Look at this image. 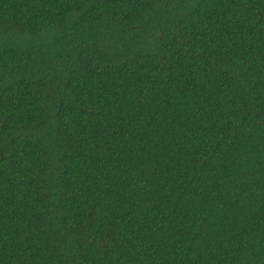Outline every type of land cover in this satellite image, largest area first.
<instances>
[{
	"label": "trees",
	"instance_id": "1",
	"mask_svg": "<svg viewBox=\"0 0 264 264\" xmlns=\"http://www.w3.org/2000/svg\"><path fill=\"white\" fill-rule=\"evenodd\" d=\"M0 264H264V0H0Z\"/></svg>",
	"mask_w": 264,
	"mask_h": 264
}]
</instances>
